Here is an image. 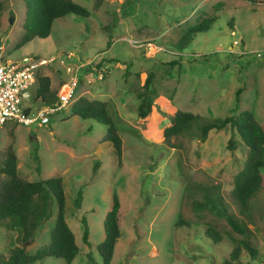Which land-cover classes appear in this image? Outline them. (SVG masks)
<instances>
[{
	"label": "rangeland",
	"instance_id": "rangeland-1",
	"mask_svg": "<svg viewBox=\"0 0 264 264\" xmlns=\"http://www.w3.org/2000/svg\"><path fill=\"white\" fill-rule=\"evenodd\" d=\"M97 1L73 0L88 17L59 18L46 39L19 47L23 1L0 0L1 55L12 61L31 57L48 62L37 71L33 96L40 77L50 79L57 97L70 86L78 66L90 62L106 71L100 82L88 84L78 77L72 103L51 115L48 124L4 125L0 168L6 150L12 148L20 180L62 179L65 221L79 247L71 264H102L97 246L104 239L103 223L113 196L120 202L121 232L114 264H224L233 250L230 238L240 237L224 218L192 209L193 198H200L193 185L217 187L229 211L237 215L230 192L234 177L248 161V150L238 136L230 150L229 131H212L204 142L183 136L169 144L163 131L177 111L215 119L236 109L252 113L264 125V0H101L94 10ZM205 20L212 21L210 28L180 49L182 36ZM149 73L154 77V100L149 117L141 120L138 94ZM242 87L237 103L236 92ZM79 99L105 103L122 140L121 161L106 141V124L72 114ZM43 106L32 100L21 103L31 114ZM5 182L0 174V185ZM55 211L25 243L28 255L49 244ZM247 224L257 257L242 251L240 262L262 264L264 190L252 200ZM209 227L220 233L221 242L205 236ZM15 247H21L17 234L0 228V264ZM31 264L67 263L44 257Z\"/></svg>",
	"mask_w": 264,
	"mask_h": 264
},
{
	"label": "trees",
	"instance_id": "trees-1",
	"mask_svg": "<svg viewBox=\"0 0 264 264\" xmlns=\"http://www.w3.org/2000/svg\"><path fill=\"white\" fill-rule=\"evenodd\" d=\"M25 9L22 25V37L19 47L34 40L46 39L51 31L53 22L67 15L88 17L89 13L73 0H22ZM101 0L95 3L93 9L97 10ZM0 2V29L1 23ZM212 21L205 20L190 28L182 36L177 45L184 49L191 42L192 37L198 33L206 32ZM153 74L149 73L138 94L137 116L144 120L151 112L154 91L152 89ZM38 89L35 96L44 105L52 104L57 97L50 90L48 77L38 78ZM244 87L236 92V102H240L239 96ZM105 103L99 101L89 102L79 99L72 108V114L85 120L95 119L106 124V141L112 145L118 162L122 157V140L114 123L107 114ZM231 115L224 118L210 119L202 115H194L177 111L171 118L170 125L163 131L164 141L169 144L170 139L183 136L196 137L204 142L210 132L229 131L231 137L228 148L235 149L238 136L248 150V161L243 170L234 177L233 189L230 192L232 203L237 208V215L229 211L228 204L218 191L217 187L193 185L195 191L200 192V198H193L192 209L196 212L208 211L218 218H224L232 233L240 238L231 237L233 250L224 264H241L242 251L250 254L251 258L257 257V251L251 242L252 231L248 228L247 220L251 209L252 200L264 190V125L258 124L252 113L234 109ZM172 147H176L172 145ZM17 157L12 148L5 152L0 174L6 178V182L0 185V228L17 234V240L21 247L10 250L9 256L3 264H31L42 260L44 257L59 258L67 264H71L79 253L75 236L65 221V195L61 178H50L39 182H27L20 180L17 175ZM191 192V190H190ZM81 192L75 202L79 207ZM190 197H192L190 195ZM56 209L54 228L50 233V242L45 249L34 255H28L23 245L32 241L38 228L48 221ZM120 202L113 196L111 209L104 219V239L97 246V252L102 259V264H114L112 262L114 248L121 236ZM83 241L88 242V228L83 222ZM205 236L214 243L222 241V237L214 228H207ZM264 264V262H262Z\"/></svg>",
	"mask_w": 264,
	"mask_h": 264
},
{
	"label": "built area",
	"instance_id": "built-area-1",
	"mask_svg": "<svg viewBox=\"0 0 264 264\" xmlns=\"http://www.w3.org/2000/svg\"><path fill=\"white\" fill-rule=\"evenodd\" d=\"M47 63L46 60L37 61L31 57L12 61L4 58L0 53V130L8 122L24 126L46 125L51 115L70 106L78 77H83L88 84L93 81H103L106 77V71L103 68L95 69L90 62L80 65L74 71L73 80L66 91L57 94V99L52 104L44 105L31 114L30 107L22 109L21 103L23 100L34 99L32 95L37 71ZM79 69L82 70L81 76H78Z\"/></svg>",
	"mask_w": 264,
	"mask_h": 264
},
{
	"label": "crops",
	"instance_id": "crops-1",
	"mask_svg": "<svg viewBox=\"0 0 264 264\" xmlns=\"http://www.w3.org/2000/svg\"><path fill=\"white\" fill-rule=\"evenodd\" d=\"M35 94H36V93H35ZM35 94H34V96L32 95V96L34 97V99H33L32 101H33V102H40V103H41L40 99H38V98L35 96ZM33 97H32V98H33ZM43 105H44V104H43Z\"/></svg>",
	"mask_w": 264,
	"mask_h": 264
},
{
	"label": "water",
	"instance_id": "water-1",
	"mask_svg": "<svg viewBox=\"0 0 264 264\" xmlns=\"http://www.w3.org/2000/svg\"><path fill=\"white\" fill-rule=\"evenodd\" d=\"M25 246H26V245L24 244V245H23V248H24Z\"/></svg>",
	"mask_w": 264,
	"mask_h": 264
}]
</instances>
